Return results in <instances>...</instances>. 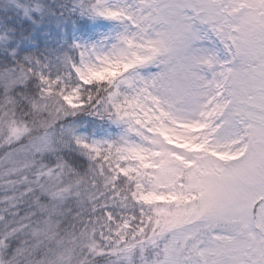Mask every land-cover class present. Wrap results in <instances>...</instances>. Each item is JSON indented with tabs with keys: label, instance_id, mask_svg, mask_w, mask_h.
Here are the masks:
<instances>
[{
	"label": "snow or ice",
	"instance_id": "snow-or-ice-1",
	"mask_svg": "<svg viewBox=\"0 0 264 264\" xmlns=\"http://www.w3.org/2000/svg\"><path fill=\"white\" fill-rule=\"evenodd\" d=\"M53 2L19 0L0 15V187L40 189L18 219L16 194L0 200V264L25 256L22 232L54 238L70 211L61 205L83 177L56 154L83 166L101 146L81 114L120 129L107 143L119 156L109 180L121 211L100 217L101 238L115 241L101 256L264 264V0ZM99 20L119 28L69 39ZM54 155V166L43 162ZM33 168L35 179L21 175ZM65 174L67 190L57 187Z\"/></svg>",
	"mask_w": 264,
	"mask_h": 264
},
{
	"label": "trees",
	"instance_id": "trees-1",
	"mask_svg": "<svg viewBox=\"0 0 264 264\" xmlns=\"http://www.w3.org/2000/svg\"><path fill=\"white\" fill-rule=\"evenodd\" d=\"M52 3V6L55 8V2L49 0ZM19 0H0V15L7 14L9 16L14 15L15 8H18ZM59 11V9H57ZM79 21H77L78 25ZM109 21H89V24L92 25V30L87 34L76 31L72 34L74 38L83 37V41H91L93 39L100 38L108 30ZM66 47V46H65ZM75 55V52L72 53ZM78 120L87 125L86 128H82L81 131L88 132L91 129V126L95 125L100 130L105 129L104 127L109 126L110 124L106 121L97 120L92 116H87L81 114L77 117ZM92 135V134H90ZM5 148L0 147V156H2ZM79 155V153H76ZM95 158L91 162L85 163L83 166L79 162H74L72 155L68 150H62L56 155L63 156L68 160L73 167L77 168L78 173L83 177V182L80 183L83 188L85 186H90L91 190L89 192L83 190L81 196L77 195L74 190L71 189L72 194L61 205L62 209H70L67 212L66 216L57 217L60 220L59 227L55 230L56 235L54 238H49L47 236H41L38 239L34 238L30 231H24L20 234V240L24 241V246L27 248L25 256L19 258V264H47L50 260L57 259L58 251H64L67 248L73 249L78 248V240L82 236V233L85 232L88 225L95 224V228L87 229V236H94L96 238L98 230L101 228V225L105 223L104 220L100 219L102 213L105 212L106 206L113 209L114 212H119V204L116 201V197L113 196V189L107 190L103 182L104 172L113 171V174L116 171V164L119 162V156L115 150L110 148V145H105L99 147V149L91 153ZM39 159V157H37ZM82 159H87L82 157ZM45 164L54 166L56 164L55 155L54 156H45L43 159ZM123 163V162H121ZM36 171L35 168L31 170H25L21 175H27L30 179H35L33 173ZM5 179H20V177L12 176L6 177ZM46 177L41 178L43 182ZM60 181L59 188L69 189L74 183V177L72 174H65ZM78 185V186H79ZM26 185L20 183L16 184L13 188H8L6 186L0 187V200L7 196H12L14 193L17 196L18 203L16 208L10 209V212H18V216H23L26 211H34L35 205L32 204V200L35 196H40V189L37 185H33L34 192L26 193L21 196L20 193L25 192ZM96 193V194H95ZM88 194H95L94 196L88 197ZM41 200L44 199L43 196L40 197ZM78 201H83L82 204H79ZM8 205L4 202H0V209L7 207ZM78 214V215H77ZM7 215L8 219H13L11 215ZM35 219V217H33ZM106 227V226H105ZM95 229V231H92ZM102 232H100L101 234ZM94 234V235H93ZM101 238V237H99ZM104 244L105 240H104ZM101 249V246L98 247ZM102 248H104L102 246ZM85 255L81 258L65 262L64 264H113V256H101L97 252H90L86 249L83 252Z\"/></svg>",
	"mask_w": 264,
	"mask_h": 264
},
{
	"label": "rangeland",
	"instance_id": "rangeland-1",
	"mask_svg": "<svg viewBox=\"0 0 264 264\" xmlns=\"http://www.w3.org/2000/svg\"><path fill=\"white\" fill-rule=\"evenodd\" d=\"M107 25H108V30H107V33H105V34H109L111 31L119 28V25H115L111 22L108 23ZM99 39L100 38H97V39H93L91 41L94 42V41L99 40ZM104 128L105 129L100 130L98 127L93 125V126H91V129L89 130V133H88L90 141H96V140L101 141L100 147L105 146V145H109L107 143L108 138L117 134L120 131V129H118L115 125H112V124H110L109 126H106ZM90 134H92V135H90ZM112 175H113L112 170H111V172L110 171L104 172L103 182H104L105 186L107 187V190L113 189V184L109 180V177ZM59 185H60V181L57 182V187H59ZM84 189H85V191L89 192L91 190V187L85 186L83 188L81 185H79L75 188L74 192L76 194L79 193V196H81L82 193H86V192H83ZM95 194H88L87 196L91 197V196H94ZM116 201H117V199H116ZM119 209H120V207H119ZM92 231H95V229H92ZM100 232H102L104 236H107L108 235V228L104 227L103 230H101V231L99 229L96 238L94 236L80 237L79 239H77L78 245H76V246L78 248H73V249L67 248L64 251H58L57 252L58 255L56 256V258H62L64 260V263H65V262H69L71 260L78 259V257L81 258L82 256L85 255L83 252H85L86 249L89 250L90 252H97V253H100V250H101L98 248L99 246H101V248L103 246L105 250L111 249L112 245L115 243V241L113 240L112 243H109L105 239L99 238V237H101ZM104 240H105L106 244H104ZM93 244L95 245L94 248L92 247ZM116 259L117 258L115 256H113V260L115 261Z\"/></svg>",
	"mask_w": 264,
	"mask_h": 264
}]
</instances>
